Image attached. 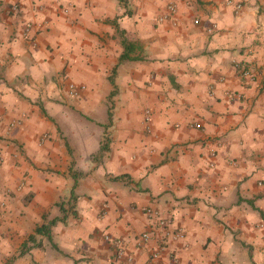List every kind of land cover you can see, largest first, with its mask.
<instances>
[{"label": "crops", "instance_id": "obj_1", "mask_svg": "<svg viewBox=\"0 0 264 264\" xmlns=\"http://www.w3.org/2000/svg\"><path fill=\"white\" fill-rule=\"evenodd\" d=\"M227 1L0 0V264H149L146 209L153 264H264V0Z\"/></svg>", "mask_w": 264, "mask_h": 264}, {"label": "built area", "instance_id": "obj_2", "mask_svg": "<svg viewBox=\"0 0 264 264\" xmlns=\"http://www.w3.org/2000/svg\"><path fill=\"white\" fill-rule=\"evenodd\" d=\"M246 2L247 0H239L237 2L228 0L226 4L228 6H232L235 11H239ZM12 10L13 11L17 10L16 4L12 6ZM176 14H177L176 6L173 3L169 4L165 8V11L159 16L158 22L164 23L169 21L172 25H176V20H175ZM239 74L241 79L243 80H247V81L253 80L252 73L245 68H241ZM83 89H84L83 86L77 87L73 84H70L68 87L71 96H77L79 91ZM150 123H151V113L149 110H147L144 113V119H143L144 129L147 132L150 131ZM41 138L45 140L46 135H43ZM145 213L149 218L154 220V225L152 226L150 231L142 233L141 235L138 236L137 244L143 245L151 240H156L158 246L151 250L148 257V263L153 264L158 261L160 253L165 248V245L176 242L179 239L183 238V231L179 228L173 227L171 219L161 215L158 211L146 209ZM105 239L110 240L109 237H105ZM111 242L112 245L115 246V259L116 260L122 259L124 255V248L122 241L111 240Z\"/></svg>", "mask_w": 264, "mask_h": 264}, {"label": "trees", "instance_id": "obj_3", "mask_svg": "<svg viewBox=\"0 0 264 264\" xmlns=\"http://www.w3.org/2000/svg\"><path fill=\"white\" fill-rule=\"evenodd\" d=\"M41 232H42V228L41 227H36L35 232H34V235H30L28 237V241L34 240L35 239V235L36 234H40Z\"/></svg>", "mask_w": 264, "mask_h": 264}, {"label": "rangeland", "instance_id": "obj_4", "mask_svg": "<svg viewBox=\"0 0 264 264\" xmlns=\"http://www.w3.org/2000/svg\"><path fill=\"white\" fill-rule=\"evenodd\" d=\"M69 96H71L70 93H69Z\"/></svg>", "mask_w": 264, "mask_h": 264}]
</instances>
